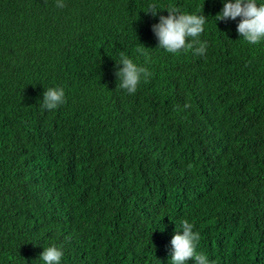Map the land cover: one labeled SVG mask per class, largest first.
Masks as SVG:
<instances>
[{
    "label": "trees",
    "instance_id": "16d2710c",
    "mask_svg": "<svg viewBox=\"0 0 264 264\" xmlns=\"http://www.w3.org/2000/svg\"><path fill=\"white\" fill-rule=\"evenodd\" d=\"M63 2L0 0V264H171L183 220L211 264H264V43L221 0ZM168 6L207 18L205 55L157 49ZM121 53L151 73L134 94Z\"/></svg>",
    "mask_w": 264,
    "mask_h": 264
},
{
    "label": "clouds",
    "instance_id": "9594fccd",
    "mask_svg": "<svg viewBox=\"0 0 264 264\" xmlns=\"http://www.w3.org/2000/svg\"><path fill=\"white\" fill-rule=\"evenodd\" d=\"M221 3L223 7L215 17L216 21H235L239 17L236 31L240 39L249 45L264 43V0H221ZM64 6L63 0H56L57 8ZM159 7L163 5L150 3L145 14L156 17L160 12ZM167 12V16H159V22L152 25L151 30L158 41L157 49L172 55L189 50L194 55H205L207 44L200 40V36L207 18L199 12H181L174 6H168ZM116 65L118 69L115 75L119 86L128 94H134L141 81L146 82L151 76L148 68L135 63L123 53ZM42 95L40 104L44 110L53 111L65 103L66 94L62 87H49L44 89ZM199 240L200 233L194 230L193 223L181 221L180 230L170 241L171 264H188L189 260L193 264H211L205 253L197 251ZM63 255L62 247L52 244L44 248L38 260L41 264H61Z\"/></svg>",
    "mask_w": 264,
    "mask_h": 264
}]
</instances>
